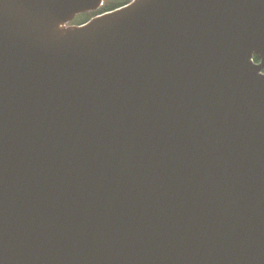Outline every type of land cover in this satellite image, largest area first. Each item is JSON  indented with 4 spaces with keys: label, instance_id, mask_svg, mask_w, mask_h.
<instances>
[{
    "label": "water",
    "instance_id": "95a60500",
    "mask_svg": "<svg viewBox=\"0 0 264 264\" xmlns=\"http://www.w3.org/2000/svg\"><path fill=\"white\" fill-rule=\"evenodd\" d=\"M102 2L0 0V264H264V0Z\"/></svg>",
    "mask_w": 264,
    "mask_h": 264
},
{
    "label": "trees",
    "instance_id": "16d2710c",
    "mask_svg": "<svg viewBox=\"0 0 264 264\" xmlns=\"http://www.w3.org/2000/svg\"><path fill=\"white\" fill-rule=\"evenodd\" d=\"M113 8H114V7L106 6L105 9H104V11H109V10H111V9H113ZM90 17H91V15H85L84 17H81V18H80L81 21H78V23L85 22V21H87ZM255 60H256V62L259 61L258 58H256Z\"/></svg>",
    "mask_w": 264,
    "mask_h": 264
},
{
    "label": "rangeland",
    "instance_id": "374dc122",
    "mask_svg": "<svg viewBox=\"0 0 264 264\" xmlns=\"http://www.w3.org/2000/svg\"><path fill=\"white\" fill-rule=\"evenodd\" d=\"M114 5H120V4H124V3H126V2H128V1H130V0H110ZM112 5V4H111Z\"/></svg>",
    "mask_w": 264,
    "mask_h": 264
}]
</instances>
